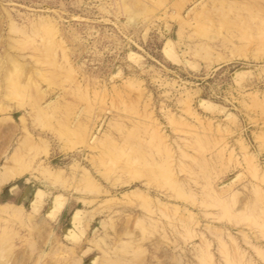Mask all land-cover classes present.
Listing matches in <instances>:
<instances>
[{
  "label": "rangeland",
  "instance_id": "obj_1",
  "mask_svg": "<svg viewBox=\"0 0 264 264\" xmlns=\"http://www.w3.org/2000/svg\"><path fill=\"white\" fill-rule=\"evenodd\" d=\"M0 264H264V0H0Z\"/></svg>",
  "mask_w": 264,
  "mask_h": 264
},
{
  "label": "bare ground",
  "instance_id": "obj_2",
  "mask_svg": "<svg viewBox=\"0 0 264 264\" xmlns=\"http://www.w3.org/2000/svg\"><path fill=\"white\" fill-rule=\"evenodd\" d=\"M14 169V168H13ZM18 173V172H17ZM20 173V172H19Z\"/></svg>",
  "mask_w": 264,
  "mask_h": 264
}]
</instances>
